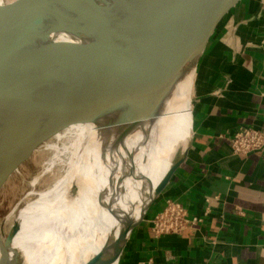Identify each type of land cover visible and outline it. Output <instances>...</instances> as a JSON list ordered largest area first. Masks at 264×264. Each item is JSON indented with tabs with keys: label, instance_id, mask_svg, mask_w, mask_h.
<instances>
[{
	"label": "water",
	"instance_id": "1",
	"mask_svg": "<svg viewBox=\"0 0 264 264\" xmlns=\"http://www.w3.org/2000/svg\"><path fill=\"white\" fill-rule=\"evenodd\" d=\"M243 1L11 0L0 5V144L6 152L0 191L51 139L35 142L36 123L44 115L138 125L147 117L140 104L162 102L193 70L192 118L200 72ZM178 132L183 134L184 125ZM191 139L192 134L188 146L177 149L159 182L161 205L153 201L139 220L126 223L123 235L152 225L173 201L166 194ZM16 228L14 223L5 247ZM125 247L112 258L102 251L86 264L119 263ZM17 259L21 262V255Z\"/></svg>",
	"mask_w": 264,
	"mask_h": 264
},
{
	"label": "crops",
	"instance_id": "2",
	"mask_svg": "<svg viewBox=\"0 0 264 264\" xmlns=\"http://www.w3.org/2000/svg\"><path fill=\"white\" fill-rule=\"evenodd\" d=\"M193 81L194 76L185 103L166 126L158 150L167 155L131 221L153 201L161 205L159 182L192 134L166 195L202 222L180 235L157 237L152 225L136 230L127 236L118 264H264V152L241 158L230 149L240 128L264 130L260 0H244L215 39L199 75L191 118ZM179 124L183 134L177 133Z\"/></svg>",
	"mask_w": 264,
	"mask_h": 264
},
{
	"label": "bare ground",
	"instance_id": "3",
	"mask_svg": "<svg viewBox=\"0 0 264 264\" xmlns=\"http://www.w3.org/2000/svg\"><path fill=\"white\" fill-rule=\"evenodd\" d=\"M193 76V70L183 76L162 102L140 104L147 117L138 125L99 120L68 126V114L40 117L35 142L45 137L54 140L42 149L50 154L45 170L53 172L62 161L68 163L61 167L55 183L38 192L37 201L29 202L22 211L30 229L37 223L42 225L38 231L32 229L28 252L24 255L13 249L11 255L1 235L0 264H86L102 251L105 257H114L126 242V223L135 210L137 216L167 155L158 150L160 140L185 103ZM5 155L4 144H0V166ZM20 222L24 238L21 215Z\"/></svg>",
	"mask_w": 264,
	"mask_h": 264
},
{
	"label": "rangeland",
	"instance_id": "4",
	"mask_svg": "<svg viewBox=\"0 0 264 264\" xmlns=\"http://www.w3.org/2000/svg\"><path fill=\"white\" fill-rule=\"evenodd\" d=\"M8 1L10 2L11 0H0V5L6 4ZM79 121L84 124L87 123L85 120L77 119L71 115L69 120L71 124L69 123L68 126ZM62 130L63 129L60 128V131ZM53 141V139H50L47 143ZM43 147L39 152L34 154V156L27 163L20 167L19 171L11 177V179L0 191V236H8L14 223L17 224V228L11 240L13 248H7L3 243L5 250L11 255H13V249L18 250L25 255L33 243L32 229L34 231H38V229L42 227L40 223H37L34 228L30 229L25 218L22 216V211L27 208L29 202L35 203L37 201L38 192H43L49 189L55 183L59 175L62 174V171L60 172L61 167L68 163L67 161H62L53 169V172H47L45 169L48 166L50 154L46 151H42ZM52 173L54 175H52ZM20 215L23 223L22 227L24 228V238L20 234V231H22L20 228ZM133 215L134 212L130 221L132 220Z\"/></svg>",
	"mask_w": 264,
	"mask_h": 264
},
{
	"label": "built area",
	"instance_id": "5",
	"mask_svg": "<svg viewBox=\"0 0 264 264\" xmlns=\"http://www.w3.org/2000/svg\"><path fill=\"white\" fill-rule=\"evenodd\" d=\"M264 13V0H260ZM230 149L233 156L246 158L255 153L264 152V130L254 127H242L230 138ZM202 222L200 217H192L179 202L172 201L165 212L152 224L157 237L180 235L188 228Z\"/></svg>",
	"mask_w": 264,
	"mask_h": 264
}]
</instances>
